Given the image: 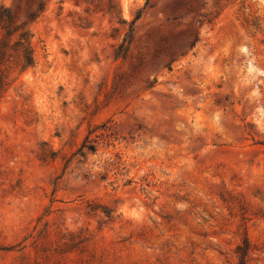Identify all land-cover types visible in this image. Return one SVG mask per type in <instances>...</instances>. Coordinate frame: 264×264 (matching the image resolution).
<instances>
[{
	"label": "rangeland",
	"instance_id": "374dc122",
	"mask_svg": "<svg viewBox=\"0 0 264 264\" xmlns=\"http://www.w3.org/2000/svg\"><path fill=\"white\" fill-rule=\"evenodd\" d=\"M28 28L32 67L15 37L0 66V264H238L245 239L264 264V0H49Z\"/></svg>",
	"mask_w": 264,
	"mask_h": 264
},
{
	"label": "trees",
	"instance_id": "16d2710c",
	"mask_svg": "<svg viewBox=\"0 0 264 264\" xmlns=\"http://www.w3.org/2000/svg\"><path fill=\"white\" fill-rule=\"evenodd\" d=\"M49 0H38L33 5L24 17V21L17 24L18 20L7 8H0V29L3 32L2 39L0 41V66L3 64V60L6 56L7 41L12 37L16 38L15 44L21 47V69L25 70L31 68L33 65V59L30 48V30L29 25L34 23L39 16L44 12L46 4ZM123 49V46L120 47ZM3 77L0 76V89L2 87ZM87 149L89 152H94L93 147L82 146V149ZM255 249L251 243L245 239L242 244L236 248V254L238 257V264H246L248 255Z\"/></svg>",
	"mask_w": 264,
	"mask_h": 264
}]
</instances>
